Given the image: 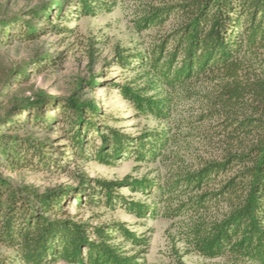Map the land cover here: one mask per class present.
<instances>
[{
	"label": "trees",
	"instance_id": "trees-1",
	"mask_svg": "<svg viewBox=\"0 0 264 264\" xmlns=\"http://www.w3.org/2000/svg\"><path fill=\"white\" fill-rule=\"evenodd\" d=\"M113 2L79 0V14L94 16L108 11ZM133 2L136 30L153 33L147 34L145 53L119 52L115 63L121 69L143 70L148 82L142 88L120 87L123 99L139 113L161 119L166 105L146 92L157 86H207L196 119L207 123L219 152L215 160L200 162L195 172L177 179L172 188L179 190L176 197L187 198L176 209L197 214L185 226L187 244L208 260L264 264V0ZM49 11L27 10L26 19L2 15L0 48L37 40L44 30L41 23L61 31L50 26ZM55 17L61 19L58 13ZM43 60L51 58L36 57L23 68L1 71L0 87L6 90L26 81L30 65L36 73ZM95 84L86 85L92 89ZM81 87L77 83L64 98L39 92L15 99L0 116V247L12 253L0 256V264H137L135 256H124L111 244L116 235L133 245L140 243V237L121 225L94 228L62 219L64 203L72 195L79 202L85 195L92 204L103 198L112 206L114 184L98 182L95 191L90 181L80 178L76 193L69 188L41 192L11 177L18 171L58 173L69 162L67 155L87 160L88 135L99 140L91 158L104 165L113 164L122 152L146 160L166 148V134L150 132L130 141L108 128L102 132L99 110L92 100H81ZM53 134H62L66 150L57 151ZM130 210L138 217L147 211L140 205H130Z\"/></svg>",
	"mask_w": 264,
	"mask_h": 264
},
{
	"label": "rangeland",
	"instance_id": "rangeland-1",
	"mask_svg": "<svg viewBox=\"0 0 264 264\" xmlns=\"http://www.w3.org/2000/svg\"><path fill=\"white\" fill-rule=\"evenodd\" d=\"M112 4L108 11L92 16L79 14V0H0V17L26 19L27 10L46 7L52 16L50 26L62 29L54 32L41 23L39 26L44 30L37 40L14 41L0 48V77L1 71L23 68L36 57L51 58L38 62L40 70L36 73H31L33 65H30L26 81L6 90L0 87V116L15 99L32 97L39 92L51 98H64L79 83L81 100H92L99 110V124L104 126L102 132L108 128L130 141L150 132L166 134V148L146 160L122 152L113 164L104 165L91 158L99 147V140L88 135L85 139L87 160L67 155L69 162L58 173L18 171L11 177L19 183L34 185L41 192L48 188H69L72 194L76 193L80 178L90 181L95 191L98 182L114 184L112 206H107L103 198L100 203L92 204L85 195L80 202L72 195L64 203L62 219L94 228L121 225L140 237V243L133 245L116 235L111 244L121 248L124 256H135L137 264H235L226 258L208 260L191 251L185 239V226L197 218V214L176 209L178 203L187 198L179 194L176 197L179 190L172 192L177 179L195 172L200 162L215 160L219 152L208 135L211 129L207 123L196 119L203 108L201 96L207 93V86L203 83L174 89L157 86L146 92V96L166 105L164 117L158 119L136 111L120 95L119 88H142L148 79L143 76V70L118 67L116 54L145 53L150 43L147 34L153 32L136 30L133 0H114ZM57 13L60 20L55 17ZM92 82L96 84L91 89L86 84ZM55 136L57 151L63 152L66 150L64 137L53 134L51 140ZM130 205L143 206L146 215L138 217L130 210ZM81 253L84 257L87 250L83 248ZM10 255L11 252L0 247V256Z\"/></svg>",
	"mask_w": 264,
	"mask_h": 264
}]
</instances>
